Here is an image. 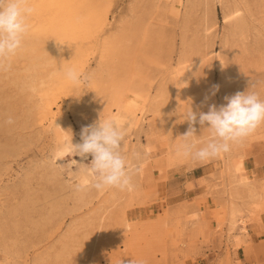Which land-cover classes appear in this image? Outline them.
Segmentation results:
<instances>
[{"label":"rangeland","instance_id":"rangeland-1","mask_svg":"<svg viewBox=\"0 0 264 264\" xmlns=\"http://www.w3.org/2000/svg\"><path fill=\"white\" fill-rule=\"evenodd\" d=\"M29 3L22 50L0 68V264H243L223 228L230 209L246 234L240 207L263 224L264 124L207 160L177 150L190 107L247 90L264 99V0ZM69 67L86 81H69ZM121 108L134 187L77 191L92 156L56 163L64 142ZM194 127L205 146L207 124ZM244 250L264 264V241Z\"/></svg>","mask_w":264,"mask_h":264},{"label":"clouds","instance_id":"clouds-1","mask_svg":"<svg viewBox=\"0 0 264 264\" xmlns=\"http://www.w3.org/2000/svg\"><path fill=\"white\" fill-rule=\"evenodd\" d=\"M34 9L29 0H0V68L10 67L6 61L22 50L24 39L30 30L28 17ZM66 78L74 85L86 81L83 73L73 67L65 70ZM215 92L218 85L213 86ZM226 103L220 106L212 104L208 111L196 112L190 107L186 113L189 122L188 131L182 137L184 143L178 148V154L192 156L198 160H207L230 150V146L251 135L264 124V99L256 92H236L226 96ZM201 126L207 124L211 131V139L203 147H197L198 141L192 139L195 135L196 123ZM8 124H13L11 117ZM122 127L113 119H100L81 130V143L73 144L72 137L66 140L60 151V158L92 156L91 163L87 165L85 179L76 185L81 191L91 184L98 191L117 189L120 191L132 190L133 165L122 154L121 145L124 139ZM72 170L73 166L80 165L76 159H70L66 164ZM130 264H137L132 260Z\"/></svg>","mask_w":264,"mask_h":264},{"label":"crops","instance_id":"crops-1","mask_svg":"<svg viewBox=\"0 0 264 264\" xmlns=\"http://www.w3.org/2000/svg\"><path fill=\"white\" fill-rule=\"evenodd\" d=\"M264 149V146H263ZM199 170H201L200 167L198 168H194L190 170V175L194 174L193 178L190 176V178L188 180L194 179V180H200L203 177L200 174H196L195 171L199 172ZM257 171H260V168H256ZM240 206V205H239ZM242 213L239 214L237 216V220L239 219H243L246 221L245 227L247 229L246 234L244 235L241 231V224L239 222L236 223V225H234L233 227H231V223H230V209L228 210V215H227V224L226 226H224L223 231L224 233H228L229 234V240L231 243L232 248L235 247L234 243L240 242L243 243L241 245H239L237 248H235L237 251L236 254L234 252V256L236 258H239L240 253L241 255L244 256L243 260L244 263L243 264H256L254 262V255L251 254V256L249 258H245L246 254H245V244L247 243H251L253 244V250L255 251V249H259L260 247H262V242L264 241V221L263 224L260 225L259 223H253L250 219V217H248L247 213H244V210L240 207ZM224 213V212H223ZM235 235V236H233ZM233 236V237H232ZM235 238V240L233 239ZM234 257V258H235ZM235 258V259H236ZM247 260H250V262L248 263Z\"/></svg>","mask_w":264,"mask_h":264},{"label":"bare ground","instance_id":"bare-ground-1","mask_svg":"<svg viewBox=\"0 0 264 264\" xmlns=\"http://www.w3.org/2000/svg\"><path fill=\"white\" fill-rule=\"evenodd\" d=\"M73 15V14H72ZM68 17H69V15H68ZM73 19H74V17H73ZM65 20H67V19H65ZM68 21V20H67ZM65 22V21H64ZM68 23V22H67ZM70 23V22H69ZM74 23H75V21L73 22V25H74ZM71 24V23H70ZM63 26H64V24H63ZM68 26V25H67ZM70 26V25H69ZM75 26V25H74ZM78 26V25H77ZM83 27V26H82ZM72 28H74V27H72ZM76 28V27H75ZM67 29H69V28H67ZM59 31V30H58ZM57 31V32H58ZM68 31H70V30H68ZM72 31V30H71ZM66 32V31H65ZM70 33V32H69ZM125 106H127V105H125ZM127 107H129V106H127ZM131 107V106H130ZM127 110H129V108H127ZM131 111H132V109H130ZM133 113V112H132ZM132 116V115H131ZM132 117H134L135 118V116H132ZM109 119H113V120H115V121H117V123L122 127V129H123V131H125V129H126V127H127V125H129V123H128V121H130V116L128 115V114H125V112H124V108H121V110H120V112L116 115V116H113V117H109ZM98 121V120H97ZM56 123H57V121H56ZM133 125V124H132ZM58 126V124H56V127ZM130 127V126H129ZM127 130V129H126ZM64 140V139H63ZM82 181H84V180H82ZM81 181V182H82Z\"/></svg>","mask_w":264,"mask_h":264}]
</instances>
